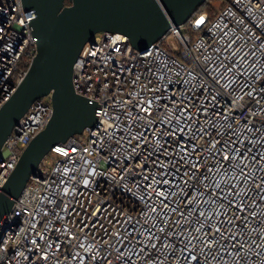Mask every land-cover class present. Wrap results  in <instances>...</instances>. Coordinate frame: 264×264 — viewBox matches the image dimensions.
<instances>
[{
    "label": "built area",
    "instance_id": "built-area-1",
    "mask_svg": "<svg viewBox=\"0 0 264 264\" xmlns=\"http://www.w3.org/2000/svg\"><path fill=\"white\" fill-rule=\"evenodd\" d=\"M223 2L145 52L121 32L84 45L73 83L98 121L30 176L0 264H264V0ZM36 41L22 0H0V107ZM52 114L43 97L18 121L0 190Z\"/></svg>",
    "mask_w": 264,
    "mask_h": 264
},
{
    "label": "water",
    "instance_id": "water-1",
    "mask_svg": "<svg viewBox=\"0 0 264 264\" xmlns=\"http://www.w3.org/2000/svg\"><path fill=\"white\" fill-rule=\"evenodd\" d=\"M22 0L37 40V55L12 96L0 107V151L32 104L51 97L53 114L24 149L0 190V227L30 176L51 149L98 121V101L77 93L74 64L99 32H121L147 51L172 25L185 24L208 0Z\"/></svg>",
    "mask_w": 264,
    "mask_h": 264
},
{
    "label": "trees",
    "instance_id": "trees-1",
    "mask_svg": "<svg viewBox=\"0 0 264 264\" xmlns=\"http://www.w3.org/2000/svg\"><path fill=\"white\" fill-rule=\"evenodd\" d=\"M217 1L218 0L206 1L200 7H198L197 13L208 12L210 14V16H214L218 12V9H216L214 6V2H217ZM66 4H70V2L67 0ZM223 5H224V2H223Z\"/></svg>",
    "mask_w": 264,
    "mask_h": 264
},
{
    "label": "rangeland",
    "instance_id": "rangeland-1",
    "mask_svg": "<svg viewBox=\"0 0 264 264\" xmlns=\"http://www.w3.org/2000/svg\"><path fill=\"white\" fill-rule=\"evenodd\" d=\"M214 6H215V8L216 9H220L222 6H223V1L222 0H218L217 2H214ZM182 31L183 32H186L187 31V29H186V27H183L182 28ZM45 99H50L51 97H50V95L49 96H46V97H44Z\"/></svg>",
    "mask_w": 264,
    "mask_h": 264
}]
</instances>
